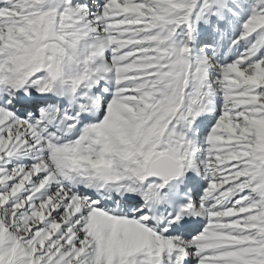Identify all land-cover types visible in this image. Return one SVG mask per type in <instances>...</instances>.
<instances>
[{
	"label": "snow or ice",
	"instance_id": "snow-or-ice-1",
	"mask_svg": "<svg viewBox=\"0 0 264 264\" xmlns=\"http://www.w3.org/2000/svg\"><path fill=\"white\" fill-rule=\"evenodd\" d=\"M0 264H264V0H0Z\"/></svg>",
	"mask_w": 264,
	"mask_h": 264
}]
</instances>
